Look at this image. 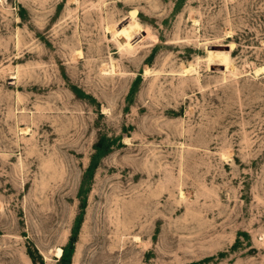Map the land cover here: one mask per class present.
Wrapping results in <instances>:
<instances>
[{"label":"rangeland","instance_id":"1","mask_svg":"<svg viewBox=\"0 0 264 264\" xmlns=\"http://www.w3.org/2000/svg\"><path fill=\"white\" fill-rule=\"evenodd\" d=\"M0 264H264V0H0Z\"/></svg>","mask_w":264,"mask_h":264},{"label":"bare ground","instance_id":"2","mask_svg":"<svg viewBox=\"0 0 264 264\" xmlns=\"http://www.w3.org/2000/svg\"><path fill=\"white\" fill-rule=\"evenodd\" d=\"M78 56H79V54H78ZM80 56H81V55H80ZM261 69H263V68H258L256 71H259V70H261ZM190 70H191V68L187 69V70H186V73L189 72ZM259 72H260V71H259ZM259 72H258V73H259ZM188 75H189V74H188ZM62 253H63L62 250L59 249V248H57V249L55 250V254H56L57 257H60V256L62 255Z\"/></svg>","mask_w":264,"mask_h":264},{"label":"trees","instance_id":"3","mask_svg":"<svg viewBox=\"0 0 264 264\" xmlns=\"http://www.w3.org/2000/svg\"><path fill=\"white\" fill-rule=\"evenodd\" d=\"M64 256H65V249H63V253H62L61 257L64 258Z\"/></svg>","mask_w":264,"mask_h":264}]
</instances>
